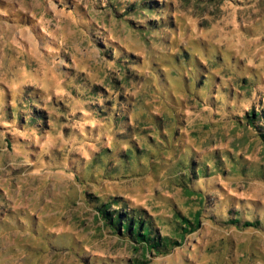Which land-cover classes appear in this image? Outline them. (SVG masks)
I'll return each mask as SVG.
<instances>
[{
  "label": "rangeland",
  "instance_id": "rangeland-1",
  "mask_svg": "<svg viewBox=\"0 0 264 264\" xmlns=\"http://www.w3.org/2000/svg\"><path fill=\"white\" fill-rule=\"evenodd\" d=\"M263 92L264 0H0V264H264Z\"/></svg>",
  "mask_w": 264,
  "mask_h": 264
},
{
  "label": "trees",
  "instance_id": "trees-1",
  "mask_svg": "<svg viewBox=\"0 0 264 264\" xmlns=\"http://www.w3.org/2000/svg\"><path fill=\"white\" fill-rule=\"evenodd\" d=\"M143 3L145 2L142 1L139 4H141L144 9L149 7L154 10L153 7L151 8L150 3L145 5H143ZM261 98L263 100L261 99V101L256 105L253 104L251 109L248 111L249 113L245 112V116H243V118L259 130L260 137L264 141V92ZM38 116L40 115L34 114V119L32 118L30 120L37 121ZM193 163L194 162L191 161L189 162V165H186L185 167V171L187 172L185 176H188L191 179L193 176H197L198 173H205L204 167L199 165H197V167L193 166ZM112 206L113 204L110 202L102 203L98 207L99 213L118 234L133 240L138 245L136 247L137 250L141 248L142 259H137L136 264H148L147 256L151 253L157 255L164 254L169 252L171 247L181 245L182 241L188 234L198 230L201 226V211L197 212L193 220L180 216V220H178V222L180 223L181 230L179 235L181 240L179 241L178 239H174V237L161 236L154 228L151 220L147 219L145 216L138 213L136 214L134 211L132 212L126 210V212H122L118 209L111 210ZM230 223L233 225H241L244 228L258 227L261 225L259 220L242 222L240 215L231 219Z\"/></svg>",
  "mask_w": 264,
  "mask_h": 264
}]
</instances>
